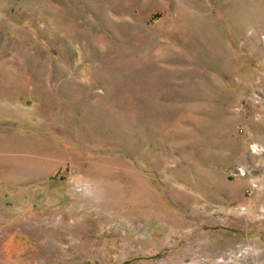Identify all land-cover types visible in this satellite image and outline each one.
<instances>
[{"label": "rangeland", "instance_id": "rangeland-1", "mask_svg": "<svg viewBox=\"0 0 264 264\" xmlns=\"http://www.w3.org/2000/svg\"><path fill=\"white\" fill-rule=\"evenodd\" d=\"M0 264H264V0H0Z\"/></svg>", "mask_w": 264, "mask_h": 264}, {"label": "built area", "instance_id": "built-area-1", "mask_svg": "<svg viewBox=\"0 0 264 264\" xmlns=\"http://www.w3.org/2000/svg\"><path fill=\"white\" fill-rule=\"evenodd\" d=\"M241 130V129H240Z\"/></svg>", "mask_w": 264, "mask_h": 264}]
</instances>
